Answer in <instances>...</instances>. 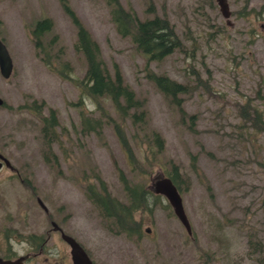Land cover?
Segmentation results:
<instances>
[{"label":"rangeland","instance_id":"obj_1","mask_svg":"<svg viewBox=\"0 0 264 264\" xmlns=\"http://www.w3.org/2000/svg\"><path fill=\"white\" fill-rule=\"evenodd\" d=\"M67 1L137 104L125 118L110 97L82 93L87 62L59 0H0V38L13 62L8 79L0 74V148L20 174H0V256L41 248L25 264H72L53 221L94 264H264V0H228L233 26L216 0H119L142 20L166 17L178 34L181 48L151 60L118 32L106 0ZM43 18L52 22L42 37L48 66L31 36ZM151 72L186 91L172 100ZM52 110L60 134L49 147L42 118ZM173 167L192 234L163 196L134 212L140 237L122 233L89 198L87 188L104 187L126 204L125 182L148 190Z\"/></svg>","mask_w":264,"mask_h":264},{"label":"trees","instance_id":"obj_2","mask_svg":"<svg viewBox=\"0 0 264 264\" xmlns=\"http://www.w3.org/2000/svg\"><path fill=\"white\" fill-rule=\"evenodd\" d=\"M59 1L77 29L75 48L84 55L87 62L85 75L82 81L78 82L81 85L82 93L93 99L104 96L110 97L119 108V115L125 116V118L128 117L129 113L126 107L131 108L137 104L134 91L124 83L119 68L116 67L114 73L108 69L98 43L92 38L90 32L71 9L68 1ZM106 1L110 6V14L118 32L123 36H130L136 47L149 60L163 58L182 47V42L178 34L166 17L154 15L152 18L142 20L132 8L124 7L119 0ZM150 8L153 9L151 5L149 6ZM51 28L52 22L47 18L38 19L31 28V36L33 37L35 48L39 53L42 52V61L47 66L51 65V53L45 51V49L49 50V46H44L42 37ZM64 67L66 68V66ZM149 76L155 85L174 101L178 100V95L184 93L187 89L183 84L171 80L167 76L157 75L153 72ZM32 106L31 109L37 111L35 104ZM255 113L249 114L251 116L254 115V118L247 117V120L256 123L258 116ZM86 123L88 124L89 122L86 121ZM57 127L58 119L52 110L50 114L42 118V131L45 134L49 147L58 139L57 137L60 131L57 130ZM151 135L154 141L160 145L161 140L159 135L157 133ZM52 157L55 158L53 153ZM167 174L179 188L180 181L177 169L173 167L172 171ZM124 187L128 197L126 204L112 198L104 187L101 188L100 192H95L93 188H87V191L89 198L100 209L103 216L113 221L122 233L128 237L132 235L140 237L142 235V229L134 218V212L140 208H146L149 203L148 196L157 198L160 195L154 194L149 188L148 190H144L138 184H127L125 182Z\"/></svg>","mask_w":264,"mask_h":264},{"label":"water","instance_id":"obj_3","mask_svg":"<svg viewBox=\"0 0 264 264\" xmlns=\"http://www.w3.org/2000/svg\"><path fill=\"white\" fill-rule=\"evenodd\" d=\"M216 3L218 5L219 11L226 20V24L233 26L230 19L232 11L230 9L228 0H216ZM12 72L13 62L11 56L6 48L5 43L0 38V74L3 78L8 79L12 75ZM2 105H4V100L0 97V106ZM1 158L5 160L6 164L9 163V160L4 156L1 155ZM150 187L155 194L163 195L167 199L168 203H170L172 206L176 217L180 220L187 233L192 234L191 224L183 206L182 196L172 179L168 176L156 177ZM38 200V203L41 206L47 208L40 199ZM52 226L55 229L59 227L55 222H52ZM61 238L68 244L70 248L69 253L72 264H94L86 250L75 238L64 233L63 231L61 232ZM27 257L28 255H21L15 259L0 257V264H24V261L27 259Z\"/></svg>","mask_w":264,"mask_h":264},{"label":"flooded vegetation","instance_id":"obj_4","mask_svg":"<svg viewBox=\"0 0 264 264\" xmlns=\"http://www.w3.org/2000/svg\"><path fill=\"white\" fill-rule=\"evenodd\" d=\"M1 155L2 156H4L5 158H7L6 157V155L4 154V152H3V150H2V148H0V163H1V166H0V174L1 173H3L4 172V170H6V169H8V170H10L11 172H13L18 178H20V174H19V172H18V170L14 167V165L10 162V160H9V163L8 164H6L5 163V160L3 159V158H1ZM39 199V198H38ZM37 199V202L39 201ZM39 204V203H38ZM45 205V204H44ZM39 206L46 212V214L47 215H49V213H48V208H45V207H43V206H41L40 204H39ZM51 222H53V221H51ZM57 224V223H56ZM58 225V224H57ZM59 226V225H58ZM54 231H58L60 234H61V232H62V229H61V227L59 226L58 228H52ZM0 239H1V237H0ZM29 241H31V239L29 240ZM33 242V241H32ZM39 247H41V244H40V246ZM40 251H41V248H40V250L35 254V253H32V252H30L29 250L28 251H26L25 253V255H28V257H34V255H38L39 253H40ZM32 254V255H31ZM0 257H2V256H0ZM27 257V258H28ZM8 258V257H7ZM27 260V259H26ZM26 260H25V263H26Z\"/></svg>","mask_w":264,"mask_h":264},{"label":"bare ground","instance_id":"obj_5","mask_svg":"<svg viewBox=\"0 0 264 264\" xmlns=\"http://www.w3.org/2000/svg\"><path fill=\"white\" fill-rule=\"evenodd\" d=\"M190 222V221H189Z\"/></svg>","mask_w":264,"mask_h":264}]
</instances>
